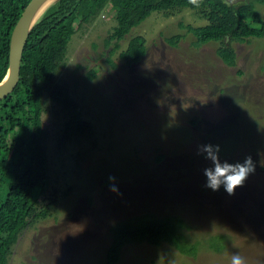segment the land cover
<instances>
[{"label":"rangeland","instance_id":"obj_1","mask_svg":"<svg viewBox=\"0 0 264 264\" xmlns=\"http://www.w3.org/2000/svg\"><path fill=\"white\" fill-rule=\"evenodd\" d=\"M247 1L264 17V3ZM207 21L188 7L155 11L112 53L115 41L105 39L116 19L107 6L73 35L57 80L69 85L92 131L59 148L69 111L45 94L48 196L55 203L15 244L0 247V264H102L113 225L141 214L182 216L200 249L189 255L167 242L130 243L116 264H231L234 254L264 264V36L229 39L237 59L228 65L217 53L221 42L196 46L180 25ZM175 33L184 36L169 43ZM135 35L147 51L130 62L120 51ZM205 144L220 146L221 162L252 157L255 171L233 195L223 185L205 186L204 169L212 166L199 153ZM221 235L223 249L211 248Z\"/></svg>","mask_w":264,"mask_h":264},{"label":"trees","instance_id":"obj_2","mask_svg":"<svg viewBox=\"0 0 264 264\" xmlns=\"http://www.w3.org/2000/svg\"><path fill=\"white\" fill-rule=\"evenodd\" d=\"M258 1L264 3V0ZM29 2L0 0V81L9 68L13 29ZM107 6L115 11L116 19L105 39L107 45L115 41L112 53L120 46L119 41L153 12L167 13L187 7L201 11L208 21L200 25L181 22V27L195 35L196 46L209 41L221 42L217 53L228 65L236 64L237 59L236 49L229 44V39L246 41L264 36V17L254 1L198 0L197 5L190 0H55L28 36L18 84L0 99V247L15 244L23 230L32 221L48 215L55 203L54 196H48L51 174L46 139L50 131L43 123L45 94L69 111L65 126L57 136L59 148L72 138L92 131L69 85L57 78L67 61L73 35L96 19ZM183 36V33H175L166 39L176 44ZM146 51L144 37L135 35L120 55L137 62ZM94 74L92 70L91 76ZM189 227L190 224L177 214L129 217L113 225L112 240L102 264H116L124 247L130 243L161 245L167 242L182 253L196 255L200 245L199 241L189 239L186 233ZM223 237H212L210 247L223 249L224 242L218 243Z\"/></svg>","mask_w":264,"mask_h":264},{"label":"clouds","instance_id":"obj_3","mask_svg":"<svg viewBox=\"0 0 264 264\" xmlns=\"http://www.w3.org/2000/svg\"><path fill=\"white\" fill-rule=\"evenodd\" d=\"M191 3L198 5V0H190ZM219 145L205 144L199 146V153L205 155V159L211 161L210 167L204 169L207 178L206 187L217 191L223 185L229 195H233L235 189L242 186L250 173L255 171V165L251 156L245 158L243 162L229 163L219 159ZM114 176L109 177V181H114ZM111 191H117L112 185ZM231 264H245V260L238 254L231 257Z\"/></svg>","mask_w":264,"mask_h":264},{"label":"water","instance_id":"obj_4","mask_svg":"<svg viewBox=\"0 0 264 264\" xmlns=\"http://www.w3.org/2000/svg\"><path fill=\"white\" fill-rule=\"evenodd\" d=\"M49 1H51V3L46 6ZM54 1L55 0H30L24 8L12 32L10 44V64L5 77L0 81V99L11 93L18 84L20 79L23 51L28 40V36L39 17ZM228 1H230V3H238L243 0Z\"/></svg>","mask_w":264,"mask_h":264},{"label":"bare ground","instance_id":"obj_5","mask_svg":"<svg viewBox=\"0 0 264 264\" xmlns=\"http://www.w3.org/2000/svg\"><path fill=\"white\" fill-rule=\"evenodd\" d=\"M50 3H51V1H49V2L46 4V6H48ZM46 6H45V7H46ZM45 7H44V8H45ZM44 8H43V9H44Z\"/></svg>","mask_w":264,"mask_h":264}]
</instances>
